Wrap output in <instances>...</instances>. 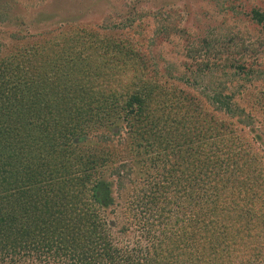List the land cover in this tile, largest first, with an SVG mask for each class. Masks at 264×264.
<instances>
[{"label": "trees", "instance_id": "1", "mask_svg": "<svg viewBox=\"0 0 264 264\" xmlns=\"http://www.w3.org/2000/svg\"><path fill=\"white\" fill-rule=\"evenodd\" d=\"M20 1L0 0V25L7 16L19 30L0 39V261L26 250L97 264H264V135L255 109L264 107V87H254L264 86V71L205 39V57L189 50L182 65L143 63L133 46L141 17L123 23L125 42L107 20L86 29L39 11L42 0L35 9ZM250 13L264 24V11ZM24 20L52 28L25 36ZM250 84L259 98L251 106L237 99ZM90 135L104 146L91 148ZM120 140L156 170L140 196L150 214L138 220L158 235L129 249L114 244L102 213L114 200L99 170L118 162L111 141ZM120 164L112 172L130 175L132 166ZM170 206L183 214L170 216Z\"/></svg>", "mask_w": 264, "mask_h": 264}, {"label": "rangeland", "instance_id": "2", "mask_svg": "<svg viewBox=\"0 0 264 264\" xmlns=\"http://www.w3.org/2000/svg\"><path fill=\"white\" fill-rule=\"evenodd\" d=\"M25 1L27 2V0ZM42 1L39 11L45 9L46 13L54 15L55 21L69 20L68 23H79L82 27L86 26V29H96L97 26H101L104 20H107L106 23L108 22L111 27H114L113 37L123 38L125 42L130 37L126 35L129 31L125 30L123 23L127 21V18L141 17L139 23L143 25L142 33L139 36L135 35V39L139 40V44L132 42L134 47L138 45L141 47L140 57L143 63L153 62L159 66V63L163 64L162 60L165 59L176 66L182 65L186 62L185 59L189 50L191 54L200 55L201 53L205 57L204 54L207 53V48L204 49L201 43L202 39H205L215 49L220 50L224 56L228 54L230 57H236L233 59L238 60L239 64L243 63L245 68L252 67L264 71V50L254 53L258 47L264 45V24L255 23L251 19L250 13L253 8L264 11V0ZM39 2L40 0H33L30 4H34L35 9V5ZM19 3L24 4L22 1ZM22 8L24 9L25 6H22ZM25 10L24 17L33 12L32 8ZM6 17L4 23L0 25V39L9 42L7 33L19 30L14 28L16 20L9 24ZM46 26L49 29L52 28V25L48 23L29 24L24 20L20 24L21 30L19 33L25 36L28 34L37 36L38 33H44L48 30ZM230 37L235 38L234 43L229 42ZM225 46L230 48L225 50ZM147 52L149 58L146 57ZM210 61H219V59L212 54ZM257 86L264 87L262 82H257L254 85V87ZM247 89L249 90L241 92L240 97L237 95V99H240L243 104L251 106V101L259 98L254 95L252 84L248 85ZM261 95L263 94H259V97ZM255 109H257V119L261 123L259 129L263 132L259 130V134L264 135V107L256 103ZM256 125L258 127V123ZM88 137V142L92 145L91 148L104 146L97 137L92 135ZM120 141L122 143L111 141V147L119 153L118 162L114 163L112 167L108 163L104 169L99 170L100 176L112 182L114 200L113 204L102 213L103 220L108 223L107 227H109V234L112 236L114 244L129 249L130 246H134V248L140 245V247L145 246L149 240L148 235L152 237L158 235L156 229L155 232L150 230V234H148L149 232L146 233V226L138 220L139 217L143 221L150 214V204H147L145 199L140 201V196L144 193L142 188L150 189L155 184L156 170L148 168L152 166L149 160L145 163L137 160L133 150H137L134 147L135 145H129L123 140ZM108 145L110 146V142ZM84 148L86 152L89 150L86 147ZM120 163H124V165L127 163L132 166L133 170L130 175L125 173L126 168L119 171L120 176L112 172L114 166L122 165ZM170 209L173 213L170 216L183 214L181 210L180 213L177 212L173 206H170ZM135 220L140 223L137 224L136 222L137 226H144V228L141 227L140 231H137L134 227ZM123 228L124 230L128 228V230L124 234H120L119 230ZM30 253L31 255L26 250H19L17 254H13V258L7 256L2 259V262L0 261V264H15L13 260L17 264H97L94 261L86 262L78 257H71L69 254L55 255L46 259L44 256L40 257L38 251H31ZM118 263L121 264V261Z\"/></svg>", "mask_w": 264, "mask_h": 264}]
</instances>
